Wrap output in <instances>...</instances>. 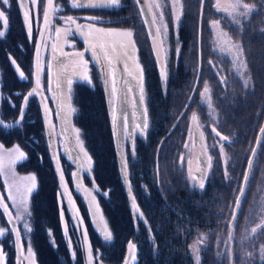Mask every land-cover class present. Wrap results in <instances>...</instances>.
<instances>
[{"label":"trees","instance_id":"1","mask_svg":"<svg viewBox=\"0 0 264 264\" xmlns=\"http://www.w3.org/2000/svg\"><path fill=\"white\" fill-rule=\"evenodd\" d=\"M183 1L184 14L178 32L181 47L177 55L178 45L171 43L166 91L162 89L159 69L149 47L146 46V53L142 55L151 128L145 141L137 140V161L130 171L126 168L129 188L132 184L137 195L132 190L131 194L127 193L121 178L119 157L122 156L124 165L125 158L116 146L107 92L100 84L92 87L82 83L75 88V104L79 107L75 123L83 131L87 150L94 162L92 175H87L86 180L95 184L98 190L102 212L114 234L115 246L110 260L117 264L125 259L129 242L139 240L143 242L140 250L142 264H194L190 251L193 239L208 235L211 228H215L216 233L230 218L228 202L233 184L226 182L220 163L217 161L212 177L201 193L190 189L179 165L192 114L201 112L202 119L208 121L199 98L207 80L219 111L220 120L214 128L221 136H234L232 144L227 147L232 156V172L242 171L243 155L256 141L264 123V0H244L257 10L238 31L224 22V27L242 42L251 78L248 89L238 80L229 87L223 86L210 65V59L215 58L210 44V21L219 17L214 0H203V3L201 0ZM8 20V32L0 38V118L10 122L17 119L24 94L32 85L34 51L27 41V30L19 10L16 15L9 14ZM12 60L16 63L12 64ZM20 72L24 73L25 79L19 78ZM18 93L23 96L16 95ZM27 106L23 125L14 129L0 126V141L11 146L16 141L27 144L33 139L32 145L27 144L29 158L17 169L36 172L39 181L31 200L38 264H88L85 256L88 250L84 253L80 250V234L79 237L75 235L77 229L71 224L69 203L75 205L79 217H82L80 230L86 228L91 248L94 250L102 244L84 205L73 191L70 175L63 186L59 181L61 172L63 177L66 174L60 161L49 154L44 145L38 98L32 97ZM206 131H212L209 122ZM260 150V159L264 160V141ZM61 193L68 195V202L71 197V202L63 201ZM219 193L224 195L223 199ZM129 196L135 198L143 222L135 218ZM65 228L67 236L64 235ZM51 236L55 237V245L51 243ZM69 241L76 251L75 256L71 255Z\"/></svg>","mask_w":264,"mask_h":264},{"label":"rangeland","instance_id":"2","mask_svg":"<svg viewBox=\"0 0 264 264\" xmlns=\"http://www.w3.org/2000/svg\"><path fill=\"white\" fill-rule=\"evenodd\" d=\"M72 3L78 1V0H71ZM151 14L153 16V20H155V27L156 31L159 29V35H157L155 38L149 35L147 25L145 24L143 14H141L140 11V5L136 3V0H121V6L114 9H106V10H100V9H89V12H85L84 15L88 17H97L98 19H94L93 22H89L88 19H85V21H81V25L87 26L89 24L94 25L95 27H102L105 29H114V30H120V31H132L133 32V40L136 43L137 53L136 58L139 61V64L142 66V55L146 53L147 47H149V53L151 56L154 57L157 68L159 69L160 64L157 62V54L159 53L160 61L164 62L165 70L167 72V77L169 76V63L171 60V49L172 45L171 43L174 42V44L178 45L177 48L181 47L178 43L179 39V28L181 26V22L183 19V10H184V1L183 0H146ZM62 2V1H61ZM47 3V1H46ZM248 5L249 7L245 9L243 5ZM64 4L62 3H56L54 7L58 8L59 11L55 12L58 16L56 19H53L52 21V28H56L55 22L60 21L59 17L65 12V7H63ZM239 5L238 8H236V11H233V6ZM46 4H44V9L41 14V21L44 10L46 8ZM0 7L2 9H5L6 6H4L2 3H0ZM217 8H227L228 12L223 11H217ZM214 9L218 13V18L215 20L210 21V27H211V33H212V39L210 41V44L212 45L213 54H215V58L210 59V65L213 67L215 75L219 77V80L221 84L225 87H229V85L233 84L235 80L239 81V84L244 86L246 89L251 87V78L250 74H248L247 70V64H246V54L244 53V49L242 46V42L240 39L236 38L228 29L224 27V22H227L228 25L235 28L236 31H238V28H243L249 21L252 14L257 10L255 6L250 2H245L244 0H214ZM100 10V11H99ZM9 11L8 7L6 12ZM102 13V14H100ZM231 13V15L229 14ZM240 13H244V15H240ZM109 16L106 19H102V17ZM177 17H179V20H177ZM235 17V19H234ZM239 20V23H236L235 21ZM218 22V23H217ZM68 25V24H67ZM41 26V22L39 25H35L33 23L32 29L33 34H35L34 38V47L36 45V37L39 33V29ZM166 29V32H165ZM221 33H227V37H223ZM140 37V39H139ZM227 39L230 41L226 45V47L231 48V52L229 51H221V47L225 46L223 41ZM30 43H32V39L30 36ZM155 45V48H154ZM234 45H238L240 49H242V56L237 57L235 56V53L237 51L236 47H233ZM77 45L76 40L70 36L66 38V46L64 51H60V58H62L61 53H73L75 52L73 49H76ZM147 46V47H146ZM57 50L58 47H56ZM166 50V51H165ZM40 73H41V84L42 86H45V89H47L49 97L53 98L54 95L50 94V80H51V64L56 58L57 54L55 55L52 53L53 51H50V44L46 40V37L44 38V41L42 43L41 49H40ZM149 54V56H150ZM178 55V53H177ZM148 56V55H147ZM84 60L88 61L87 66L81 65L80 70H77V73H75L72 76H66V83L69 79L72 80V84L68 85V92L70 94L71 98V104H72V121L74 126V133L73 137H75L74 141L67 145L68 148H71L72 151H67L66 141H69V138L62 135V133L59 131V127H57L56 131V138H57V145H56V154L57 158L61 163V166L65 172V176L63 180L61 181V185H64V181L66 182L69 178L68 175H70V179L73 181V191H75L76 196L81 202L82 205L85 207V211L88 214V217L92 220V223L94 225V228L96 229V234L99 238L100 243L102 244L100 247H97L93 250L91 248V258H92V264H117L113 261H111L110 253L112 252L114 248V234L112 233V230L110 228V224L107 220L106 215L104 212H102V207L100 205L99 201V194L98 190L95 186V184H89L86 180L87 175H92L93 171V159L90 158V154L87 150L85 139L83 136V131L80 126H77L75 123L76 118L79 114V107L77 104H75V87L77 84L85 83L88 85L87 81L83 79L85 75V71L87 72L88 77L92 80V83L89 84L90 86H98L99 84L102 86L103 90H106L107 84L104 83L102 80V75L100 68L98 66L93 67L91 62H93L91 59L86 57L84 55ZM57 60V59H56ZM91 66V67H90ZM93 68V69H92ZM61 70V69H60ZM144 77V74H143ZM161 79V77H160ZM167 82H163L161 80L162 89L165 91L167 90ZM146 80L144 79V89H143V95L145 97V104L141 106L139 104V88L135 82L137 90L136 93V105L133 107V94H129L127 98L123 101V107L127 113V119H128V132H131L135 123H142L144 118V108L147 109L148 113V122H149V128L145 135L141 137L139 135V132H137L136 136L134 137V140H129L126 133L123 130V127L119 129L120 131V146L122 150V154L125 158V165L127 166V170L130 171L132 169V165L135 164L137 161L136 156V148H137V140H146L148 137V132L151 128V122H150V115L148 112V94L145 86ZM208 85L209 92L206 96H201V93L204 92V88L200 93V103L204 107L206 113H207V120L205 121L202 119L201 112H194L192 114L196 115L197 119L195 121L192 120L191 116V126L188 130V136L186 139L187 147H183V150L181 152V157L179 159V165L183 168V175L186 179V182L190 189L201 193L202 191H205V188L207 187L208 182L210 181L212 177V172L215 168V166L220 163V168L223 170V173L227 171L228 177L225 179L226 182L229 184H233V187H231V200L228 202V206H230V213L228 219H226L225 227H221L218 229V231L215 233V228H211L208 235L204 234L200 237H197L193 239V243L190 245V251L194 257V264H197V256H199V264H264V160L260 159L261 156V145L264 141V139H261V143L259 144L258 148L256 149L257 155L253 158V167L250 170L249 179L246 182V186L244 189V195L242 196L240 200V207L236 212V218L233 220V214L235 210V203L239 197V193L243 187V181L246 174V168L249 163V158L252 154V150L255 146L256 141L251 145V147L247 150V152L243 155V165H242V171L240 173H234L230 170V165L233 164L232 162V156L230 152L228 151V144H232L234 136H228V140L222 141L219 137L216 136L215 132H213V128L217 126L219 122V111L218 108L214 105V99L212 98V87L209 84L208 80L205 82V85ZM203 86V87H204ZM32 85L30 86V88ZM108 87H109V96L111 91V80H108ZM28 90V89H27ZM65 90V92H67ZM110 98V113L112 114V108H113V99ZM0 100H1V94H0ZM52 104V103H51ZM116 105V100H115ZM27 112V110H26ZM26 114V113H25ZM28 114L30 112L28 111ZM131 116V120L129 119ZM135 117V120H134ZM25 120V118H24ZM23 120V124H24ZM13 121V120H12ZM10 121V122H12ZM207 122H209L211 130L210 133L206 131ZM21 124V125H23ZM123 124V120L121 122V125ZM263 124L261 125V127ZM260 127V128H261ZM198 132V136H200L201 133H203V140L202 145H196L194 142V132ZM259 133V131H258ZM43 134V131H42ZM32 137V135H31ZM257 137V136H256ZM33 138V137H32ZM43 138L45 141V147L49 151V154H52L49 144L46 141V138L43 134ZM256 139V138H255ZM257 140V139H256ZM73 142L75 143V146L78 148L76 150L75 148H72ZM29 146L33 144L32 142L27 143ZM27 144H22L18 141H16L13 145L7 146L4 142L0 141V192L3 195L6 204H8L9 209L14 215V218L16 219L17 213L20 212L22 214L21 220H16L17 225L19 226L20 233L23 240V247H24V254L30 258L33 262L35 261V264H38V257H37V251L36 247L34 246V236H33V214H32V196L34 193H36L39 181L36 172L28 170L27 172L19 171L17 169V166L19 164H23L27 161L30 155V149L28 148ZM133 144H134V150H133ZM82 145V150H81ZM19 147L20 151H22L25 155L23 158L20 157L19 153L15 151V148ZM222 148V152H221ZM200 150H203L205 153V163L207 168L208 164V157H211V167L207 168V176L205 177V188L199 189L198 187V179L200 177V172L197 171V168H201L200 164ZM84 152H87L88 156H84ZM218 155V160H217ZM76 158V160L72 159ZM182 158V159H181ZM189 161H191V170L192 174L197 176V181H193L189 176ZM218 161V163H217ZM202 169V168H201ZM35 176L36 177V186L32 188V181L29 179V177ZM32 188V191L29 192L28 189ZM64 188V187H63ZM130 189L132 190V193L136 192V188L131 184ZM9 193L13 197L16 198V202L14 203L13 200H10ZM144 193H146V189H144ZM137 195V192H136ZM224 198V195L222 193H219ZM65 194L63 195V201L66 202ZM23 197L26 201V207L28 209V212L23 211V207H17L16 205L19 204V201ZM91 197H95V205L99 206V213L96 216H93V211L95 210V205L90 204ZM68 203V202H67ZM80 209V207L78 206ZM91 209V210H90ZM74 210V211H73ZM78 209H75V205L73 204L70 208V212L72 213V220L71 224L74 226V220L73 217L76 216L77 213H75ZM133 214L135 218L137 217V220L142 221L141 214L139 215V212L137 208H133ZM102 220V223L100 222ZM233 221V223H232ZM143 222V221H142ZM27 223L29 227L32 229L31 232L25 231L23 228V224ZM78 226H74L75 235L79 237L78 245L81 246L82 252L84 253L88 249V243L90 242L88 237V242L85 241L84 235L82 231V228L80 230V224L77 220L75 222ZM224 224V225H225ZM263 224L260 228H258V225ZM104 225L107 226L108 231L111 233V240H104L103 239V233L98 231L99 228H102ZM12 226L8 222V217L4 214L3 209L0 207V228H4L6 230L5 236L3 238H0V246H2L3 251L6 255L9 253L12 254V258L16 257V247H15V237L14 233L11 231H8ZM256 229L255 232H253V229ZM258 228V229H257ZM80 230V232H79ZM54 240L55 237L51 236V243ZM149 240L153 241L152 237L149 236ZM73 243H75V240L73 239ZM132 243H135L137 245L136 248V259L134 262L130 261L129 264H142L141 258V248L143 245V242L141 240L139 241H132ZM53 244V243H52ZM28 246H31L33 250V255L29 256L27 252ZM72 246V245H71ZM127 249L128 245L125 249V254L127 257ZM74 254V255H73ZM76 251L73 249L71 250V255L75 256ZM86 260L88 263L89 259V253L86 252ZM125 257V259H126ZM13 258V262H14ZM17 259V258H15ZM125 259L118 263L123 264Z\"/></svg>","mask_w":264,"mask_h":264},{"label":"snow or ice","instance_id":"3","mask_svg":"<svg viewBox=\"0 0 264 264\" xmlns=\"http://www.w3.org/2000/svg\"><path fill=\"white\" fill-rule=\"evenodd\" d=\"M0 3H2L4 6H6L5 9H0V22H2V24H0V26H6L8 24V18L6 16V10L7 7H10V0H0ZM137 4L141 3V0H136ZM201 3H203V0H201ZM32 4L35 5L36 4V0H32ZM121 6V0H89V2L87 4L84 3H79V2H74L72 3V7L73 8H89V9H114V8H118ZM18 7L21 8H25L26 5L24 3V0H18ZM239 5H235L233 6V11H236V8H238ZM243 7L245 9H247L249 6L248 5H243ZM217 11H223V12H228L227 8H217ZM59 11L58 8L53 6V0H47V6L44 10V23L45 25L49 24V17L50 15L54 14L55 12ZM141 14H144L145 9L144 7H141L140 9ZM231 15V13H229ZM240 15H244V13H240ZM24 19L27 21V34L29 35V37L31 36L32 33V23L29 17V13L27 11H25L23 13ZM88 19H98L97 17H89ZM235 19V17H234ZM177 20H179V17H177ZM155 20L152 21V24H155ZM236 23H239V20L235 21ZM65 24L68 25H76V30L79 32V34L81 36H87L90 37L91 39L85 40V43L88 44V48L86 49V51H90L91 53V58L93 60H95L97 63L99 64H106L108 66V72L105 76V82L107 83L108 80H111V91H110V96L113 99L114 103H113V108H112V114H111V124L113 126V131H114V135L119 136L120 135V131L119 129L121 127H123L124 132L126 133L127 137L129 140H134V137L136 136L137 132H139V135L141 137H143L145 135V133L147 132L148 128H149V122H148V113H147V109L144 108V118H143V122L142 123H135L134 127L132 129L131 132H128V119H127V113H124L123 116V124L121 125L120 121H121V117L117 115L118 109L115 105V100L119 98V93H120V89L117 87V84L119 83V81L116 79V75L117 72L119 71V69L117 68V64L120 63L121 61L123 62V72L133 81L136 82L138 88H139V104L141 106H143L145 104V97L143 95V89H144V77H143V68L142 66L137 62L136 59V53H137V48H136V43L133 40V32L132 31H117L114 29H105L102 27H95L92 24H89L87 26H83V25H78L76 24V20L72 17V16H68L66 18V20L64 21ZM145 23L147 24L148 21L146 20ZM218 23V22H217ZM159 29H157L156 31V35H159ZM57 35L60 34L61 29L57 28L56 29ZM166 32V29H165ZM64 34L67 36L69 34H71V29L70 28H66L64 30ZM221 35L223 37H227V33H221ZM6 36V31H0V38H4ZM155 38V37H154ZM224 45L223 47H221V51H229L231 52V48L226 47V45L228 43H230L229 40L225 39L223 41ZM39 45L37 46V60H38V67H39ZM233 47H236L237 51L235 53V56L237 57H241L242 56V49L239 48L238 45H234ZM155 48V45H154ZM53 51H55V45H53ZM166 51V50H165ZM177 53H179L180 48L178 47L176 49ZM61 55L63 56H67L69 58H72L73 56L79 60V62L85 66H87L88 61L84 60V53L82 52H77L74 54H70V53H61ZM157 62L158 64H160L159 67V75L161 77V80L163 82H167V72L165 70V66H164V62L160 61V56L159 53L157 54ZM12 64H15V60L11 61ZM19 78L21 79H25L24 73L20 72L19 73ZM84 80L87 81L88 84L92 83V80L88 77L87 72L85 71V75L83 77ZM67 84L70 86L72 84V80L69 79L67 81ZM36 88L32 89V91L27 93V96H24V106L20 107L19 109V120L17 121V123H19L20 121L23 120V116H24V111H25V107L27 106V102H28V98L29 97H33L35 95H38L40 92V81L39 79H37L36 81ZM58 87L60 86L59 84L57 85ZM128 92L132 93L133 89L131 87L128 88ZM209 92V87L206 84L204 86V92L201 93V96H206L207 93ZM16 95H22V93H18ZM133 103V107H135L136 105V101H135V97H133L132 100ZM10 107H15V105H11ZM197 119L196 115L192 116V120L195 121ZM135 120V117H134ZM213 132H215L216 136L220 138V140L222 141H226L228 140V137L225 136H221L220 132L216 131L215 128L212 129ZM260 132V136H258L257 138V145H259L261 143V139L264 138V127H261L259 129ZM200 139L201 141L203 140V133L200 134ZM185 147H187V145H185ZM81 150H82V145H81ZM133 150H134V144H133ZM15 151L19 153L20 157L23 158L24 157V153L22 151H20L19 147L15 148ZM221 152H222V148H221ZM257 152L256 149L254 148L252 150V156H256ZM84 156L87 157L88 154L87 152H84ZM182 159V158H181ZM208 164H207V168L211 167V157H208ZM189 163V176L193 181H197V176L192 174V170H191V161L188 162ZM253 167V160L250 158V163L248 164V169L251 170ZM127 166L122 164V171L124 173V179L125 181H127L128 179V174H127V170H126ZM207 168L205 169H201V168H197V171L200 172V177L198 179V187L199 189H204L205 188V177L207 176L208 172H207ZM226 178H230L228 177L227 171L225 172ZM29 179L32 181V188H34L36 186V177L35 176H31L29 177ZM60 179L63 180V173L61 172L60 175ZM249 179V175L246 174L244 177V182L246 183ZM32 188H29L28 191L31 192ZM67 190L65 189V192ZM65 193H61V195H64ZM244 192L242 191L240 196H243ZM10 200H13V202H16V198L13 197L11 195V193H9V197ZM69 202H71V197H69ZM239 198L237 199L236 202V206L237 208L239 207ZM27 201L21 197L19 204H17L16 206L19 207H23V211L26 213L28 212V209L26 207ZM90 204L91 205H95V197H91L90 200ZM0 207L3 208V212L7 213L9 216L8 222L9 224L12 225V227L8 230L11 231L15 234V240L16 241H20L21 240V233L20 231H18L16 229V223L15 221L12 219L11 214L9 213L8 210V205L3 204V198L0 197ZM132 207L135 208L136 207V202H135V198H133V204ZM91 210V209H90ZM99 213V206L95 205V210L93 211V216H96ZM61 218L63 219V210H61ZM22 219V214L20 212L17 213L16 216V220H21ZM233 219H235V216L233 215ZM74 220V226H78L75 222L78 220L79 224L82 225L83 221H82V217H79V213L77 210V215L75 217H73ZM102 223V220L100 221ZM258 227H260L258 225ZM23 228L25 231L31 232L32 229L29 227V225L27 223L23 224ZM98 231L103 233V239L104 240H111L112 236L111 233L108 231L107 226L104 225L102 228H99ZM256 229H253V232H255ZM5 232L6 230L4 228H0V238H3L5 236ZM51 235V233H49ZM67 228L64 229V235L67 236ZM84 235V239L86 242H88V237H87V231L86 228L83 232ZM52 243L54 244V240L52 241ZM69 247H71V241H69ZM136 248L137 245L135 243L129 242L128 244V251H129V257L127 260L124 261V264H129V261L134 262L136 259ZM88 253H89V259H88V264H92V258H91V246H90V242L88 243ZM27 252L29 256L33 255V250L31 248V246H28L27 248ZM74 255V254H73ZM197 264H199V256H197ZM6 254L3 251L2 246H0V264H6ZM32 264H35V261L33 260Z\"/></svg>","mask_w":264,"mask_h":264},{"label":"flooded vegetation","instance_id":"4","mask_svg":"<svg viewBox=\"0 0 264 264\" xmlns=\"http://www.w3.org/2000/svg\"><path fill=\"white\" fill-rule=\"evenodd\" d=\"M46 1L47 0H36V4L33 5L32 0H24L26 7L21 8V7H18V0H10V7H8L9 11L6 12V16H7V18H9V14H11V13H13V15H16L17 11L19 10L20 17L24 22L25 30H27V21L24 19V16H23V13L25 11H27L29 13V17H30L32 26H33V23L35 25H39L41 22V26L39 29L40 31L36 37L37 41H36L35 47H34V43H33L34 38H35V34H33L34 33L33 29H32V33H31L32 43H30V44L33 47L34 54L36 52L35 49H36L40 34L42 32V29L44 30V32H43L42 39H41L42 42L40 45V49H41V46H42V43H43L45 37H46V40L48 41V43L50 44V51H53V45H55V51H53L52 53H54L55 55L57 54V56L51 64V72H50L51 73V80H50V88H49L50 94L52 93L54 95V97L50 98L48 95L47 89H45V86H42V84H41L40 62H39L40 85H41L42 90H43L44 100L39 95H35V96L38 98L40 106H41L40 114L42 117L43 134L46 138L47 143L50 146V149H52L51 152H52L53 157L58 159L57 154H56V151H57V149H56L57 127H59V131L62 133V135L69 138V141H66V143H64V145H66L67 151H69V150L72 151V149L68 148L67 145L69 144V142L71 143L75 139V137H73L74 126H73L72 115H71L72 104H71L70 94L67 90L68 84L66 83V76H72L75 73H77V70H80V66L82 65L79 62V60L76 59L74 56L72 58H69V57L63 56V55H62V58L59 57L60 51H64V49H65L66 38L72 36L76 40L77 45H79L76 47V49H73L75 52H73L72 54L77 53V52L84 53V55H86V57L88 56V58L93 61V62H91L93 67L98 66V68H100V70H102V72H101L102 80L104 81L105 84H107L106 90H108V92H109L108 82L107 83L105 82V76L108 72V66L106 64L102 65V64L97 63L95 60H93L91 58L90 51H86V49L88 48V44L85 43V40L86 39L90 40L91 39L90 37L81 36L79 34V32L76 30V25H67L64 23V21L66 20V18L68 16H72L76 20V24L81 25L80 20L85 21V19L89 18L88 16L84 15L85 12H89V8H86V7L85 8H73L72 7L73 1H71V0H53V6H55L56 3H62V4H64L63 7H65L66 10L59 17V19H60L59 23L55 22V26H57V27L54 28V26H53V28H52V21H53V19H56L58 16L56 13L50 15L48 25H45V23H44V13L42 16L43 20L41 21V19H40L41 14H42L43 9H44L43 8L44 4L47 5ZM76 2L87 4L89 2V0H78ZM100 10H106V9H100ZM106 12H107V10H106ZM100 14H102V13H100ZM104 15H106V14H104ZM108 17L109 16L106 15V17H102V19L107 20ZM93 20L94 19H88L89 22H93ZM8 27H9V20H8L7 30H8ZM3 28H4V26H1L0 30H2ZM57 28L61 29V32L59 35H57V32H56ZM66 28L71 29V34H69L67 36L64 34V30ZM117 31H120V30L118 29ZM27 41L30 42V37L28 34H27ZM56 47H58L59 50H57ZM40 49H39V58H40V53H41ZM33 60H34V56H33ZM137 62L139 63L138 59H137ZM33 65H34V63H33ZM117 68L119 69V71L117 72L116 79L119 81V83L117 84V87L120 89V93H119V98L116 99V107L118 109L117 115L121 117V121H120V123H121L123 120L124 113H126V111L123 107V101L130 94L128 92V88L131 87L133 89V92L131 94H133V96H135V98H136L137 90H135V88H136L135 81L131 80L123 72V62L122 61L117 64ZM142 68H143V64H142ZM32 73H33V71H32ZM143 74H144V79H145L144 68H143ZM58 84L60 85L59 87L57 86ZM32 86H33V79H32ZM65 90H67V92H65ZM129 116H130V114H129ZM129 119L131 120V116ZM119 140H120V138H119ZM71 146H72V148H75L76 150H78V148L75 146L74 142ZM72 159L76 160V158H72ZM64 197L66 199V202H68V195L65 194ZM69 206L71 208L72 204L69 203ZM262 225L263 224H260L259 226L261 227ZM260 227H258V228H260ZM15 247H16V240H15ZM22 247H23V240H22ZM23 254H24V249H23ZM6 257H7L6 264H18L17 259H15L16 257L14 258V256H13V258H14V262H13V258H12L11 253L6 255ZM24 258L25 259L22 260L20 262V264H32V260L30 258H28L25 254H24Z\"/></svg>","mask_w":264,"mask_h":264},{"label":"water","instance_id":"5","mask_svg":"<svg viewBox=\"0 0 264 264\" xmlns=\"http://www.w3.org/2000/svg\"><path fill=\"white\" fill-rule=\"evenodd\" d=\"M140 5V9H141V7H144V9H145V12H144V14H143V17H144V21H148V23L146 24L147 25V28H148V32H149V35L150 36H152V37H156L157 35H156V27H155V24H152V21H153V16H152V14H151V11H150V8H149V5H148V3H147V1L146 0H141V3L139 4ZM1 9V8H0ZM7 26H8V24L6 25V26H4V28L2 29V30H0V31H6L7 30ZM7 32V31H6ZM43 32H44V30L42 29V32H41V34H40V37H39V39H38V43H37V46L39 45H41V39H42V35H43ZM37 46H36V49H35V54H34V60H33V62H34V65H33V86L25 93V96H27V93L28 92H30V91H32V89H34V88H36V81H37V79H39V81H40V73H39V67L37 66L38 65V60H37ZM39 49H40V47H39ZM1 76H2V74H1V71H0V89H1ZM106 92L108 93V101L110 100V98H109V92H108V90H106ZM43 100H44V95H43V90H42V87H41V85H40V92H39V94H38ZM31 99V97H29L28 98V101ZM28 103V102H27ZM22 106H24V98H23V100H22V103H21V107ZM26 109H27V106L25 107V111H24V116H25V112H26ZM19 115H20V113L18 114V116H17V119H15L14 121H12V122H8V121H5L4 119H2V118H0V126L1 127H5V128H8V129H14V127H17V126H19L21 123H22V121H20L19 123H17V121L19 120ZM23 116V119L25 118ZM262 127H264V123H263V126ZM258 136H260V132L258 133V135H257V138H258ZM256 138V139H257ZM257 141V140H256ZM194 142H195V144L196 145H202V141H201V139H200V136H198V132L197 131H195L194 132ZM116 146L118 147V149H119V151L121 152V146H120V143H119V136H117L116 135ZM258 146L259 145H257V143H255V146H254V148L255 149H257L258 148ZM253 148V149H254ZM257 151V150H256ZM250 158L253 160V156H252V154H251V156H250ZM250 158H249V163H250ZM248 163V164H249ZM122 164L124 165V163H123V158H122V156H120L119 157V167H120V172H121V178H122V181H123V184H124V187H125V189H126V191H127V193L128 194H131V189L129 188V184H128V179H127V181H125V179H124V173H123V171H122ZM200 164H201V168L202 169H205V166H206V163H205V153H204V151L203 150H200ZM246 174H250V170L248 169V166H247V168H246ZM245 174V175H246ZM243 187H242V189H241V191H240V193L239 194H241V192L243 191L244 192V189H245V186H246V184L247 183H245L244 181H243ZM0 197H2L3 198V204H6V202H5V200H4V197H3V195L1 194V192H0ZM239 201L241 200V198H242V196H240L239 195ZM132 201H133V199L129 196V203H130V206L132 207ZM237 202V201H236ZM6 205H8V204H6ZM235 205H236V203H235ZM239 207H240V205H239ZM239 207L237 208V206H235V210H234V216L236 215V212H237V210L239 209ZM2 208V207H1ZM3 209V208H2ZM8 210H9V213L11 214V216H12V219L15 221V223H16V229L18 230V231H20V229H19V226L17 225V222H16V219L14 218V215H12V213H11V211H10V209H9V206H8ZM7 217H8V219H9V216H8V214L7 213H4ZM235 218H236V216H235ZM234 220V219H233ZM232 223H233V221H232ZM11 225V224H10ZM12 226V225H11ZM14 237H15V234H14ZM16 258H17V262H18V264H20V262L22 261V260H24L25 258H24V254H23V247H22V238H21V240L20 241H16ZM128 257H129V251H128V249H127V257H126V259L125 260H127L128 259ZM129 263H130V261H129ZM124 264V263H123Z\"/></svg>","mask_w":264,"mask_h":264}]
</instances>
